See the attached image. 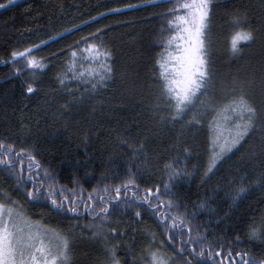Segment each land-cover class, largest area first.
Wrapping results in <instances>:
<instances>
[{"label":"trees","instance_id":"obj_1","mask_svg":"<svg viewBox=\"0 0 264 264\" xmlns=\"http://www.w3.org/2000/svg\"><path fill=\"white\" fill-rule=\"evenodd\" d=\"M175 2L124 8L137 0H0L4 5L0 7V139L33 150L42 166L41 176L47 169L55 178L58 201L62 189L69 200L72 195L86 199L94 188L122 184L130 171L141 190L151 187L155 191L159 186L162 199L180 205L169 211L183 212L185 206L189 213L195 210L193 227L198 226L217 247L223 245L222 251L231 244L233 256L235 251H247L260 259L264 254V0H211L205 33L209 87L182 119H174L159 98L156 63L164 58V41L175 31L170 30L167 21L171 17L165 13ZM114 8L119 11H105ZM234 16L241 18L240 24L233 23ZM240 28L250 30L252 38L238 41V50L233 51L231 38ZM63 29L69 31L48 40ZM96 29H101L97 40L111 52L110 78L95 91L85 92L77 80L66 79L62 86L60 78L69 65L78 66L77 74L79 66L89 67L84 56L73 60L71 49L79 51L76 41ZM30 45L37 46L30 49V55L42 58L43 68L28 69L26 57L9 61L12 51ZM178 48L173 43L170 50L175 54ZM17 67L20 73L13 71ZM29 84L33 85L31 93L26 90ZM233 92L243 94L255 109L253 126L209 171L216 113L196 112V106L205 97L222 104ZM194 115L199 124L192 119ZM176 160L173 167L180 175L169 183L171 196H164L170 174L166 165ZM16 163L19 166L21 161ZM27 164L24 158V172ZM15 183L14 177L0 175V187L19 201L26 216L68 236L73 264H91L90 256L98 254L95 251L101 244L86 227L87 214L58 215L43 197L39 203L26 202V193L19 195ZM241 187L244 191L237 195L235 189ZM123 202L121 192V204L110 209L106 224L117 229L109 237L111 243L119 241L117 256L127 264L131 249L132 255L144 256L136 264H148L145 249L159 247L174 264H184L189 252L179 254L155 216L141 208L137 220L136 208H125ZM79 207L83 209V200ZM253 228L261 234L252 236ZM178 237L176 233L177 242ZM195 247L199 252V246ZM196 264H213L207 260V250L196 257Z\"/></svg>","mask_w":264,"mask_h":264},{"label":"snow or ice","instance_id":"obj_2","mask_svg":"<svg viewBox=\"0 0 264 264\" xmlns=\"http://www.w3.org/2000/svg\"><path fill=\"white\" fill-rule=\"evenodd\" d=\"M153 2L167 3L168 0H137L136 4H124L122 7L151 6ZM3 6L0 4V7ZM210 7L211 0H176L173 7L165 10V13L171 17L167 21L169 28L170 30L175 28V31H172L171 36L164 41L167 46L164 58H158L156 63L160 67L159 98L163 99L174 119L177 117L182 119V114H186L188 109L193 108L197 98L201 93H207L209 87L210 72L205 33L206 23L210 17ZM105 11L116 12L119 8ZM232 21L234 24H240L241 18L234 16ZM71 27L74 29L76 26ZM68 31L69 29H63L61 32H56L48 37V40L61 37L62 32ZM100 33L101 29H96L87 37H80L76 41L79 51L77 47H73L71 56L73 60L78 56H84L85 61L89 62V67L79 66L80 71L77 74L78 66L75 63L69 65L68 70L63 73V78H60L62 86L66 79L77 80L85 86V92L89 88L95 91L110 78L112 67L108 61L111 58V52L105 48L102 41L97 40ZM251 38L250 30L237 29L231 38L233 51L238 50V41H249ZM44 43L45 41H40V44ZM173 43L179 45L175 54L170 50ZM35 47L37 46L30 45L21 51H12L9 61L14 62L18 57H26L25 62L28 69L43 68L45 66L43 59L30 55V49ZM13 71L20 73L22 69L17 67ZM68 72L72 73L71 77ZM26 90L31 93L33 85L29 84ZM68 94L72 96L71 90ZM201 110L216 113L213 117L215 135L210 145L212 156L209 171H211L216 161L237 145L246 133H249L253 126L255 109L249 105L243 94L236 95L233 92L231 98L226 99L222 104L214 103L210 98L205 97L196 106V112ZM229 113L236 115L229 118L226 115ZM192 119L196 124L200 123V120L195 119V115ZM233 119L236 120L234 125L232 124ZM24 158L28 161L27 172L23 171ZM17 160L21 161L19 166L16 163ZM178 162L176 160L166 165L170 174L165 180L164 196H171L168 192L169 183L180 175V170L173 167V164ZM41 167L32 149L24 146L17 148L15 144H6L3 139H0V175L15 178L14 187L19 195L26 193V202L39 203L43 197L48 202L50 210L58 215L76 214L79 216L86 213L90 218L86 227L92 230V239L99 240L103 245L104 258L100 264H125L116 254L119 241L111 243L109 240L110 236L117 233V229L106 227L110 209L121 204V192L124 193L123 207L136 208L135 219L141 218V208H143L145 213L154 215L157 223L164 226V235L173 239L180 255H184L186 250L189 252V255L184 257V264H196V257H202L205 250H207V260L213 264H216L217 257L220 258L219 264H264V254H261L260 259H255L247 251H235L233 256L231 244L227 250L222 251L223 245L217 247L216 241L208 240L206 233L201 232L198 226L193 227L195 210L189 213L185 206L183 212L169 211L179 209L180 205L173 204L172 199H162L159 186L155 191L151 187L141 190L135 179L131 177L130 171L128 178L122 184L116 183L114 186L106 184L103 188H94L86 199L83 196L77 198L72 195L69 200V197L62 194L64 191L62 189L58 201L57 189L54 185L55 178L47 169L43 170L41 176ZM29 183L31 187L28 186ZM45 184L48 186L46 187ZM113 191L115 195H111ZM243 191L242 187L235 189L237 195ZM141 192V195H137ZM81 200H83V209L79 207ZM66 204L69 206L65 207ZM203 206L201 204V207ZM161 212L164 214L162 215ZM184 230H187L186 234ZM176 233H179L178 242L175 238ZM250 234L259 236L261 233L253 228ZM154 241L155 235L153 234ZM196 245L200 248L199 252L196 251ZM145 253L150 258L148 264H171L172 257L167 256L159 247H147ZM127 255L130 256L127 264H136L138 259H144V256L132 255L131 249ZM70 256L71 242L67 235L42 225L40 221L31 220L24 214L19 201L0 187V264H69Z\"/></svg>","mask_w":264,"mask_h":264},{"label":"rangeland","instance_id":"obj_3","mask_svg":"<svg viewBox=\"0 0 264 264\" xmlns=\"http://www.w3.org/2000/svg\"><path fill=\"white\" fill-rule=\"evenodd\" d=\"M95 252L98 253V254H94V255L92 254L90 256L89 263H91V264H100V261H102L103 258H104L103 245L101 244V247L99 249H97V251H95ZM96 257H98V258H96ZM73 258H74V252H73V249L71 247V256H70L69 264H73L74 263ZM171 264H174V263L171 261Z\"/></svg>","mask_w":264,"mask_h":264}]
</instances>
